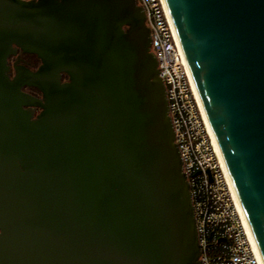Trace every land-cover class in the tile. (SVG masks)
Here are the masks:
<instances>
[{
    "label": "water",
    "instance_id": "obj_1",
    "mask_svg": "<svg viewBox=\"0 0 264 264\" xmlns=\"http://www.w3.org/2000/svg\"><path fill=\"white\" fill-rule=\"evenodd\" d=\"M165 3L264 264V0ZM151 41L137 0H0V264H201Z\"/></svg>",
    "mask_w": 264,
    "mask_h": 264
},
{
    "label": "built area",
    "instance_id": "obj_2",
    "mask_svg": "<svg viewBox=\"0 0 264 264\" xmlns=\"http://www.w3.org/2000/svg\"><path fill=\"white\" fill-rule=\"evenodd\" d=\"M151 30L195 211L201 264H262L165 0H137Z\"/></svg>",
    "mask_w": 264,
    "mask_h": 264
},
{
    "label": "flooded vegetation",
    "instance_id": "obj_3",
    "mask_svg": "<svg viewBox=\"0 0 264 264\" xmlns=\"http://www.w3.org/2000/svg\"><path fill=\"white\" fill-rule=\"evenodd\" d=\"M42 64V59L38 56V54L33 52H26L21 48H18L16 53L11 54L8 58L9 71L8 74L11 79H14L18 72L23 69H28L32 71H36ZM67 79V77H65ZM22 90L29 95H32L37 98H42V91L33 85H24ZM41 108L37 107L36 114L38 115L41 112Z\"/></svg>",
    "mask_w": 264,
    "mask_h": 264
},
{
    "label": "bare ground",
    "instance_id": "obj_4",
    "mask_svg": "<svg viewBox=\"0 0 264 264\" xmlns=\"http://www.w3.org/2000/svg\"><path fill=\"white\" fill-rule=\"evenodd\" d=\"M235 190V189H234ZM235 194H236V192H235ZM237 196V195H236ZM238 199V198H237ZM239 202V201H238ZM240 205V204H239ZM241 208V207H240ZM242 210V209H241ZM243 213V212H242ZM244 215V214H243ZM245 217V216H244Z\"/></svg>",
    "mask_w": 264,
    "mask_h": 264
},
{
    "label": "trees",
    "instance_id": "obj_5",
    "mask_svg": "<svg viewBox=\"0 0 264 264\" xmlns=\"http://www.w3.org/2000/svg\"><path fill=\"white\" fill-rule=\"evenodd\" d=\"M65 77H67V76H65Z\"/></svg>",
    "mask_w": 264,
    "mask_h": 264
}]
</instances>
